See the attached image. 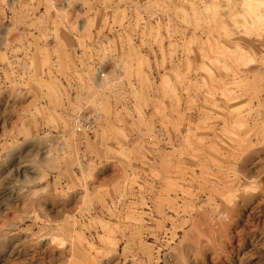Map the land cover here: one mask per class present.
Masks as SVG:
<instances>
[{"label": "rangeland", "instance_id": "obj_1", "mask_svg": "<svg viewBox=\"0 0 264 264\" xmlns=\"http://www.w3.org/2000/svg\"><path fill=\"white\" fill-rule=\"evenodd\" d=\"M261 15L246 0H0V264H167L191 226L173 236L154 200L182 218L220 208L211 188L246 186L236 157L263 144ZM256 206L191 264H264Z\"/></svg>", "mask_w": 264, "mask_h": 264}, {"label": "bare ground", "instance_id": "obj_2", "mask_svg": "<svg viewBox=\"0 0 264 264\" xmlns=\"http://www.w3.org/2000/svg\"><path fill=\"white\" fill-rule=\"evenodd\" d=\"M252 1H255L256 3L264 2V0H246V2ZM249 4L251 5L252 3ZM259 19L263 20L264 16L261 15ZM257 31V36H261L260 38H262L261 32L264 31V27L258 28ZM196 156L197 155L192 158H195ZM195 159L197 162L198 160L201 162L205 161L201 158ZM236 160L237 163H239L240 172L242 173L243 178L245 181H247V185L244 187L238 185L237 188H232V186L235 185V182L232 184H227L225 180H219L218 184L211 188L216 193L211 192V194L213 196V200L216 204H218V206H220V208L218 207L212 211H207L206 209L204 210L201 208V206H203L205 202L200 203L199 200L195 205V209L184 210V212L186 211L188 214L186 217L182 218V216L180 217V214L182 213L179 214L180 210H178L177 205L175 206L166 204L164 206L163 203H161V201L157 198L154 200L153 212H155L158 217L157 222L159 221L160 224V221L162 220H171L173 223V236L179 234V229L184 228L182 227V221L180 224H175L176 221L187 218L186 220L188 222V227L191 226L180 236V241L179 243H175L173 251H169L166 254L167 264H191V262L194 260L200 259L199 257L203 258L206 250L212 251L213 255L217 254V249H205L208 247V245L203 244L201 237L207 238L205 242L208 240L207 243H210V235L218 229H221L219 231H224L226 236L230 233L229 226L232 225L233 222H237V224L240 226V233H243L244 230H246L245 225H247L251 219V216L248 217V215L245 214L247 206L250 204H255L258 208L260 207L261 203L264 202V181L260 175L261 173H259V171L264 170V140L263 144L260 146H247L245 151L237 155ZM216 161H218V163L221 162L218 159H216ZM218 165L221 166L220 164ZM173 172L174 175L169 177V179L173 182L172 186L177 190L178 193L176 194L179 198V196L182 195L181 192H185V187L189 188V185L185 183L187 177L183 171H179L177 169ZM171 191V189L168 190L169 193ZM169 212H172V214ZM188 227H185V229ZM240 250L241 249H237V258L240 257ZM172 256L176 258L174 262H171Z\"/></svg>", "mask_w": 264, "mask_h": 264}]
</instances>
